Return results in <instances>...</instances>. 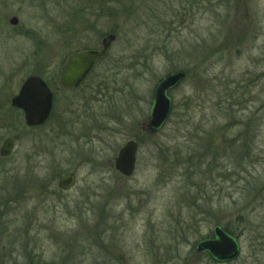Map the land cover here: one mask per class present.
<instances>
[{"label":"rangeland","instance_id":"obj_1","mask_svg":"<svg viewBox=\"0 0 264 264\" xmlns=\"http://www.w3.org/2000/svg\"><path fill=\"white\" fill-rule=\"evenodd\" d=\"M111 1L0 0V149L14 141L0 157V264H219L196 252L215 226L248 215L264 229V0H124L131 17ZM111 35L85 84L64 92L67 57ZM175 71L188 77L171 118L137 136ZM37 75L54 107L31 128L11 101ZM136 136L125 177L115 159Z\"/></svg>","mask_w":264,"mask_h":264},{"label":"water","instance_id":"obj_2","mask_svg":"<svg viewBox=\"0 0 264 264\" xmlns=\"http://www.w3.org/2000/svg\"><path fill=\"white\" fill-rule=\"evenodd\" d=\"M18 18H12L10 24L16 26ZM112 35L103 41L100 51H83L75 53L67 59L61 72V85L72 90L91 71L95 62L104 57L112 42ZM187 78L186 71H175L162 77L156 84L153 92V105L147 128L151 133H158L167 124L173 112V101L169 92L177 89ZM13 108L24 113L25 123L28 127H40L45 124L52 108V93L47 84L38 76L29 77L22 84L18 94L12 99ZM14 146L11 139H7L0 149V157L10 155ZM138 144L129 141L123 146L115 160V169L125 177H131L136 170V157ZM76 184L75 174L62 178L58 186L61 190L72 189ZM199 254H209L218 263H228L237 260L242 253L240 239L230 235L222 226H215L213 238L200 241L196 246Z\"/></svg>","mask_w":264,"mask_h":264},{"label":"trees","instance_id":"obj_3","mask_svg":"<svg viewBox=\"0 0 264 264\" xmlns=\"http://www.w3.org/2000/svg\"><path fill=\"white\" fill-rule=\"evenodd\" d=\"M134 0H132L133 2ZM113 4V11L115 13V17L117 16H124L125 14L127 17H131L130 15L133 13L132 8L128 6V4L124 0H112ZM127 4V5H126ZM124 14V15H123ZM137 18V17H135ZM117 28H115L114 33H116ZM200 157V156H199ZM202 158V156H201ZM236 223V224H235ZM228 222L227 226L224 227L225 231L229 233L230 235L240 239L246 231H248L249 239L248 245L245 248V254H241L240 258L237 260H240L243 256H245V264H247L248 260L251 258L252 262L250 264H264V260L261 262L260 257L264 258V229L263 226L254 227L253 222L250 218V216L245 215H238L236 218V222ZM242 225V226H241ZM256 242L259 243L258 247H261L260 252L259 248L255 244ZM243 253V252H242ZM260 253H263V255H260ZM247 254V255H246ZM211 258V257H210ZM211 260H213L211 258ZM236 260V261H237ZM214 261V260H213ZM216 262V261H214ZM217 263V262H216ZM231 263V262H229Z\"/></svg>","mask_w":264,"mask_h":264},{"label":"flooded vegetation","instance_id":"obj_4","mask_svg":"<svg viewBox=\"0 0 264 264\" xmlns=\"http://www.w3.org/2000/svg\"><path fill=\"white\" fill-rule=\"evenodd\" d=\"M108 38V37H107ZM106 38H104L103 40H102V48H103V41L105 40ZM101 48V49H102ZM100 49V50H101ZM110 49V48H109ZM100 50H96V49H85V50H82V51H77V52H74V53H72V54H70L69 56H71V55H73V54H75V53H78V52H83V51H93V52H96V51H100ZM109 51V50H108ZM108 51H107V53H108ZM107 53L105 54V56L104 57H102V58H100L97 62H95V64L93 65V67H92V69H91V71L84 77V79L77 85V87H75L74 89H72V90H67V89H65L62 85H61V87H62V89L64 90V92H67V93H70V92H75V91H78L84 84H85V82H86V80L89 78V76L92 74V72H93V70H94V68H95V66H96V64L99 62V61H101V60H103L106 56H107ZM69 56L67 57V59L69 58ZM67 59L65 60V62H64V65H65V63H66V61H67ZM64 65H63V67H64ZM63 67H62V69H63ZM62 69H61V72H62ZM44 82H45V80L41 77V76H39ZM46 84H47V82H45ZM60 84H61V73H60ZM47 86H48V88L50 89V87H49V85L47 84ZM50 91H51V89H50ZM51 93H52V91H51ZM171 92H169V94H170ZM53 107H54V95H53V93H52V108H51V113H50V115H49V118L47 119V122L51 119V117H52V114H53ZM46 122V123H47ZM45 123V124H46ZM148 124V123H147ZM147 124H146V126H145V124H142V126H141V128H140V130H139V132H138V135L137 136H139L140 134H144L145 135V133L146 132H148V133H151L150 131H149V129L147 128ZM137 136L136 137H133V139H131V140H129V141H134V142H136L137 144H138V150H139V143L137 142ZM128 141V142H129ZM127 142V143H128ZM126 143V144H127ZM120 151V150H119ZM119 153V152H118ZM137 154H138V152H137ZM117 158V157H116ZM116 160V159H115ZM136 160H137V157H136ZM115 165V164H114ZM136 167H137V161H136ZM70 174H74V173H70ZM69 175V174H68ZM68 175H66V176H68ZM65 176V177H66ZM76 176V175H75ZM64 178V177H63ZM62 179V178H61ZM60 179V180H61Z\"/></svg>","mask_w":264,"mask_h":264}]
</instances>
